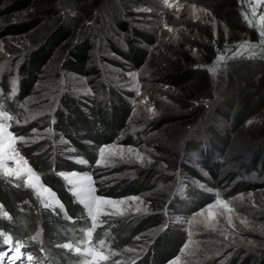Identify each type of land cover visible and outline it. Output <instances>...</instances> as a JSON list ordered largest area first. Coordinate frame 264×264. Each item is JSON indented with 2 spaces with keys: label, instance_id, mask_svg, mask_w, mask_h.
<instances>
[{
  "label": "rangeland",
  "instance_id": "rangeland-1",
  "mask_svg": "<svg viewBox=\"0 0 264 264\" xmlns=\"http://www.w3.org/2000/svg\"><path fill=\"white\" fill-rule=\"evenodd\" d=\"M168 4L0 0V83L9 84V100L0 91V111L12 116L7 131L27 140H16L17 159L7 158L12 155L7 148L0 155L9 169L31 168L39 177L33 178L37 187H29L26 171L17 178L0 168L3 264H85L91 260L82 254L88 248L118 253L101 264H264V38L259 34L264 0ZM101 77L129 105L122 129L113 126L120 116L114 102L112 109H100L102 115L88 110L96 108L87 103L98 101ZM16 82L17 95L11 87ZM65 94L73 97L77 114L67 107L69 100V109L62 108ZM5 136L0 133V142L7 143ZM50 138L61 149L62 163L55 165L64 169L58 172L61 188L48 173L53 169L47 149L38 152ZM102 146L125 149L124 158L97 166ZM128 148L136 151L129 155ZM216 148L223 151L219 157ZM19 157L27 164L18 165ZM213 165L218 171H209ZM72 172L90 174L97 196L140 200L103 209L89 242L92 220L70 191L69 181L77 179ZM39 185L54 198L38 195ZM62 192L82 208L88 223L72 218ZM182 199L189 201L180 206ZM217 199L233 211L210 208ZM205 209L216 214L215 230L206 226L208 212L197 215ZM10 232L21 236L13 240ZM64 243L73 249L59 246Z\"/></svg>",
  "mask_w": 264,
  "mask_h": 264
},
{
  "label": "snow or ice",
  "instance_id": "snow-or-ice-1",
  "mask_svg": "<svg viewBox=\"0 0 264 264\" xmlns=\"http://www.w3.org/2000/svg\"><path fill=\"white\" fill-rule=\"evenodd\" d=\"M164 4L168 5L169 7H171L172 5L168 4V0H163ZM261 2V0H257V4H259ZM252 15L255 16L256 15V8L252 7ZM244 19L246 21H248L249 26H251V21L248 20L247 15H244ZM259 21L261 24V31H260V36L262 38H264V14L259 16ZM165 27H167V25H165ZM169 31H171V28L168 29ZM264 42V41H262ZM240 47H244V45H240ZM220 60H223L224 57L220 56L219 57ZM151 111V110H150ZM154 114V113H153ZM12 119V116L9 115V113L7 111H0V133H6V136L4 137V140L7 141V143H3V146L0 147V154L3 153L4 149H10L12 152L11 156H8L7 158L9 159H17V157L19 156V153L16 151L15 149V142L16 140H19L21 142H27L26 138L23 136H13L11 132H8L7 129L8 127H10V125H8L6 123V121H9ZM17 123H20L19 121H17ZM46 131L51 132L52 129H47ZM33 132H36L35 129H33ZM127 153L129 155H131L132 153H134L136 150L132 149V148H128ZM99 152V159L97 160L96 164L97 166H107L110 165L113 160L111 159L112 157L115 156H119L120 158H124L125 155V149L123 148H115L112 146H102L99 147L98 149ZM136 156L137 158L143 162V157H141L139 155L138 152H136ZM23 161L22 157H19V159L17 160V164L19 165L20 162ZM79 164H87L88 162L84 159H79L77 161ZM23 163L26 165L27 162L23 161ZM0 168L3 169V173L5 176H15L17 178H19L25 171L28 174V179L26 181L27 185L29 187H37L36 184H33V178H35L37 181L39 180V177L37 176V174L35 172H33V170L31 168H20L18 166L17 169L13 170V169H9L6 164L4 163V158L3 155H0ZM61 176H64L65 179H67V175L63 172L60 173ZM71 175L73 177H77V179L75 181H69L70 184L73 185V187L70 189V191H72V194L77 197V199L79 200V202L84 205V207L88 210V214L91 217L92 220V228L88 230V232L86 233L87 237H88V241H91V236H92V232L94 231L95 227H96V222L99 219V216L101 214H103L102 210L103 209H107V208H112L115 207L116 205H122L125 204L127 202V200H132V201H139L140 197H130V198H126L125 200H112L109 198H106L104 196H97L96 193V189L93 186L94 182L92 181V177L90 174L88 173H84L83 175H79L76 172H72ZM201 187H203V185H201ZM39 189H41V191H38V195H42L43 193H49L53 198L55 196L54 193H51V190L48 188H44L42 185H39ZM57 204H59V201H56ZM51 205L49 203H45L44 207H50ZM61 210H63V205H59ZM224 208L226 209V211L228 213H231L233 210L228 206V203L221 201L219 199H217L215 205L210 206V208ZM136 212H140L141 209L139 207H137L135 209ZM204 212H208L209 213V217H206L205 223L206 226L211 227L213 230H215V223H212V221L215 220V215L209 211V209H205L203 212L198 213L197 215H204ZM219 215H224V212H218ZM5 215H7V213H5ZM195 219V217H193V220ZM228 220V224L232 227H235L234 225H232V220H231V216L228 215L227 217ZM190 223V222H189ZM167 225H165L166 227ZM222 235H224V239L227 241L228 240V235L226 233H221ZM35 239V237H34ZM135 239L139 240L140 237L137 236ZM11 237H5L4 239V243L5 244H11ZM249 243H251V241H249ZM105 245V241L104 240H100L99 241V247L103 248ZM60 247L64 248V249H69L72 250L73 249V245L71 243H64L62 245H59ZM231 246V245H228ZM185 247H187V245H185ZM14 251L16 253V258L19 257L20 254V247L17 246L14 248ZM76 252H81V249L79 247H77L75 249ZM126 251H134L132 249H126ZM85 256H90L91 260L90 261H86L85 264H101V262L104 261H108L111 256H115L118 255V253L113 252L110 255H105L102 251H96L93 248H88L84 251V253H82ZM138 258V257H137ZM29 259H31V257H29ZM0 264H3V256H0ZM115 264H121L120 261H116ZM132 264H135V260L132 261ZM173 264H175V262H173Z\"/></svg>",
  "mask_w": 264,
  "mask_h": 264
},
{
  "label": "trees",
  "instance_id": "trees-1",
  "mask_svg": "<svg viewBox=\"0 0 264 264\" xmlns=\"http://www.w3.org/2000/svg\"><path fill=\"white\" fill-rule=\"evenodd\" d=\"M74 58V57H73ZM76 58V57H75ZM77 59V58H76ZM75 59V60H76ZM98 73H100V75L102 76L103 74H102V72H96V74H98ZM101 79H102V82L100 83L101 84V90H100V93L98 94L99 95V98H97V102H93L94 100H96V98L95 99H91V102H89V103H87V104H91V105H93V108H95V109H90V108H88V110H90V111H92L93 113L95 112H97V114H98V112L101 114V112H102V110H100L102 107L103 108H106L107 106H109V108L110 109H112L113 107H111V105L113 104V102L117 105V108L118 109H120V116L119 117H117L116 118V121L113 123V126H116L117 128H124V126H125V124H126V122H127V120H128V118H129V116H130V108H129V105L124 101V99L122 98V96L118 93V91L115 89V88H112L110 85H109V81H107L104 77H101ZM1 81H2V83H0V91L3 93V94H5L6 95V97H7V99L9 100V97H8V86H9V84L7 85V83H6V80L4 81L3 79H1ZM17 81V80H16ZM105 81V82H104ZM17 83V82H16ZM14 85V84H13ZM15 86V87H14ZM14 86H12L11 85V87H13V89H14V94H19L20 93V86H19V83H17V85H14ZM60 83H59V85H58V88H60ZM28 88H30V87H28ZM57 90H59V92H61L60 91V89H57ZM1 93V94H2ZM14 94H12V96H10L11 98L14 96V98H15V95ZM60 94V93H59ZM65 96H66V102H65V104H61V106H62V108L63 109H69V108H75L74 110H76V102L74 101V99H73V97H71V95H67V94H65ZM68 100H69V102H71V105H67V103H68ZM65 105H67V107H69V108H67ZM79 106V104H78V101H77V107ZM89 111V112H90ZM116 111H118L117 109H116ZM76 114H77V110H76V112H75ZM102 115V114H101ZM97 118H98V123L100 124V126H102V125H105L106 127H107V125L105 124V121H101V117L100 116H98L97 115ZM85 119V118H84ZM53 120V122H55L54 121V119H52ZM102 120H104V119H102ZM62 122H63V120H61ZM83 121H85V120H83ZM60 122V121H59ZM61 123V122H60ZM117 123V124H116ZM54 124V123H53ZM84 124V123H83ZM79 127H80V124H79ZM60 128H63V125L62 124H60V127H58V129H60ZM138 132V131H137ZM58 142H56L55 141V138H50V140H48V141H46L45 142V144H43L42 145V147L40 146L38 149H39V151L38 152H43L44 151V149L46 150L47 149V151H48V153L45 155L46 156V158H47V156H49L50 158H51V160H50V162H52V164H51V166H49V168L51 169H53L52 170V173H50V172H48L49 174H52V178H53V185H55V184H57L58 185V187H62V183H63V180L60 178V176L58 177V172L60 171V170H64V169H56L55 168V165L56 164H60V163H62V161H61V159H60V157H59V153H61L59 150H61V149H59L58 147H55V146H57L56 144H57ZM213 143V142H212ZM211 143V144H212ZM59 144V143H58ZM205 145H206V147H208L207 145H210L209 144V141H207L206 143H205ZM60 147V146H59ZM36 149V148H35ZM190 150H191V152L190 153H192V154H196V152L197 151H194V150H192L191 148H190ZM29 152H33L34 151V148L33 149H29L28 150ZM213 151H215L214 152V156L215 157H219L222 153H223V151H222V149L220 150V149H218V148H216V149H214ZM43 157V156H42ZM41 157V158H42ZM40 159V158H39ZM212 168H210L209 169V171L210 172H213V170L214 171H218V166H211ZM56 169V170H55ZM216 169V170H215ZM64 188V187H63ZM62 194V196H63V199L65 200V203L67 204V208H69V211H70V214H71V216H72V218L73 219H78V218H81L80 219V222H82L83 220H82V218L84 219V220H86V216H84V214H83V210H82V208H80L73 200H72V198L68 195V193H64V192H62L61 193ZM189 201V199L187 200V199H182V201L181 202H178L177 204L178 205H180V206H184L187 202ZM72 202H74L75 204H73ZM183 210H184V207H183ZM56 222L58 221L57 219H54ZM82 220V221H81ZM86 222L88 223V219L85 221V224H86ZM75 225H77V223H75ZM12 238H13V240H15V239H17L18 237H20L21 235H18L17 233L16 234H14V233H12V232H10V234H9ZM48 249V248H47ZM59 259H61V258H59ZM64 259V258H63ZM62 260V259H61ZM67 264H69L68 262H66ZM63 264V263H62ZM65 264V263H64Z\"/></svg>",
  "mask_w": 264,
  "mask_h": 264
}]
</instances>
